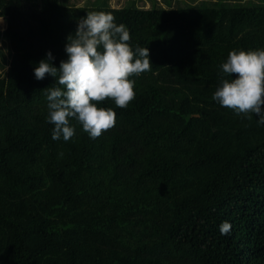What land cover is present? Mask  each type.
Returning <instances> with one entry per match:
<instances>
[{"label": "trees", "instance_id": "trees-1", "mask_svg": "<svg viewBox=\"0 0 264 264\" xmlns=\"http://www.w3.org/2000/svg\"><path fill=\"white\" fill-rule=\"evenodd\" d=\"M164 1L0 0V264H264V124L212 99L230 51L264 49V0ZM92 11L152 68L126 108L97 104L113 128L93 139L70 119L54 140L44 89H66L34 69L49 51L59 68Z\"/></svg>", "mask_w": 264, "mask_h": 264}, {"label": "clouds", "instance_id": "clouds-1", "mask_svg": "<svg viewBox=\"0 0 264 264\" xmlns=\"http://www.w3.org/2000/svg\"><path fill=\"white\" fill-rule=\"evenodd\" d=\"M114 20L111 13L87 12L75 34L67 37L68 59L57 68L51 63L54 57L49 51L47 58L35 67L37 80H43L46 74L56 78L59 73L58 84L66 89L54 86L44 89L48 120L54 124V140L63 137L68 141L75 135L70 119L82 125L93 139L113 128L116 112L97 104L111 99L118 108H126L136 96L135 81L129 77L151 70L148 47L137 46L134 51L129 43V30ZM220 67L226 78L221 80L212 99L237 115L254 113L258 123L264 124V49L232 50ZM230 228L231 224L223 221L221 234H228Z\"/></svg>", "mask_w": 264, "mask_h": 264}, {"label": "rangeland", "instance_id": "rangeland-1", "mask_svg": "<svg viewBox=\"0 0 264 264\" xmlns=\"http://www.w3.org/2000/svg\"><path fill=\"white\" fill-rule=\"evenodd\" d=\"M87 1L92 0H68L70 3H76L78 5H84ZM126 0H110V4L115 7H120L124 4ZM158 2L162 5H165L164 0H158ZM139 5H142L144 7H150L151 2L150 1H140ZM3 22L0 23V30H4L6 27V22L3 18H0ZM12 51L9 46L8 41L0 36V79L5 76V73H7V70L9 68V63L11 60Z\"/></svg>", "mask_w": 264, "mask_h": 264}]
</instances>
